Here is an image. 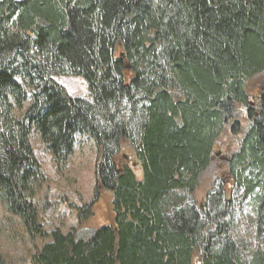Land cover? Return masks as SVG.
<instances>
[{"label":"trees","instance_id":"obj_1","mask_svg":"<svg viewBox=\"0 0 264 264\" xmlns=\"http://www.w3.org/2000/svg\"><path fill=\"white\" fill-rule=\"evenodd\" d=\"M54 76L83 77L93 102ZM254 80H264V0H0V200L31 236L45 235L27 199L43 178L33 133L58 163L79 135L94 141L96 198L70 205L80 223L113 195V225L87 238L56 229L32 264H264L224 221L233 185L264 234V91L247 92Z\"/></svg>","mask_w":264,"mask_h":264},{"label":"rangeland","instance_id":"obj_2","mask_svg":"<svg viewBox=\"0 0 264 264\" xmlns=\"http://www.w3.org/2000/svg\"><path fill=\"white\" fill-rule=\"evenodd\" d=\"M53 79L62 85L70 96L93 102L88 83L83 77L54 76ZM262 91L264 80H254L248 84L247 92L252 97H258ZM29 106L30 102L25 105V110ZM31 142L43 178L30 185L27 199L36 209V223L45 235L31 236L23 219L10 212L0 200V261L4 264H32L33 255L52 241L51 234L56 229L62 230L64 234L72 232L78 237L87 238L95 230L115 223L111 192H103L98 197L93 207V216L88 221L80 223L78 211L70 206L83 208L96 198L98 152L92 139L79 135L74 152L65 163L55 160L45 149L37 133H33ZM218 151L224 153L222 148ZM122 154L129 155L130 160L131 151L128 148L123 149ZM131 160L130 166L136 178L142 180V171L134 164L132 158ZM226 169L224 165H217L215 172L222 175ZM210 183V177L202 180L195 196L198 205L203 204ZM226 190L227 196L233 200L230 212L224 218L228 223L227 230L230 235L244 247L245 255L250 256L257 249L264 252V234L258 233L252 199H243V192L233 185H227ZM194 264H198L197 257Z\"/></svg>","mask_w":264,"mask_h":264}]
</instances>
